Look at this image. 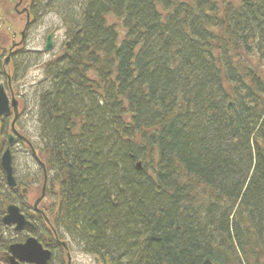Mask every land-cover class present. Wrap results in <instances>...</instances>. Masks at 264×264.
<instances>
[{
	"label": "trees",
	"instance_id": "1",
	"mask_svg": "<svg viewBox=\"0 0 264 264\" xmlns=\"http://www.w3.org/2000/svg\"><path fill=\"white\" fill-rule=\"evenodd\" d=\"M31 6L67 43L36 104L60 226L98 264H264V0Z\"/></svg>",
	"mask_w": 264,
	"mask_h": 264
},
{
	"label": "flooded vegetation",
	"instance_id": "2",
	"mask_svg": "<svg viewBox=\"0 0 264 264\" xmlns=\"http://www.w3.org/2000/svg\"><path fill=\"white\" fill-rule=\"evenodd\" d=\"M27 1L30 3L27 13L31 18L33 17L31 5L34 0ZM23 2L25 0L14 1L12 8L8 11L9 16L17 15L20 11L18 9L23 8L21 7ZM14 6L17 8L14 9ZM8 12L1 13L0 18L4 19ZM15 33L18 35L19 45H22L25 32L22 34V41L18 34L20 31ZM18 46L10 50L6 62L9 48L6 50L0 48V84L3 83L6 95L9 98L15 97L17 102L15 119H13L12 108L9 113L0 116V264H36L21 260L10 250L12 246L22 247L28 239L35 240V245L45 257V264H77L74 255L76 250L86 255L90 254L77 244L66 226H60L57 217L60 206L56 203L57 182L54 181L55 175L48 169L45 160L44 142L38 134V142L34 147L32 141L26 136L28 131L20 124L21 115L25 114L26 106L21 108V97L12 92V80L20 71L16 60V55L19 53ZM10 135L13 137L10 147L13 185L7 182L6 172L1 166V156L7 148ZM50 195L53 201L47 203L46 200ZM11 207H16L17 213L23 217L25 223L21 228L16 229L15 221L9 223L4 221L7 210ZM77 247L79 249H76Z\"/></svg>",
	"mask_w": 264,
	"mask_h": 264
},
{
	"label": "rangeland",
	"instance_id": "3",
	"mask_svg": "<svg viewBox=\"0 0 264 264\" xmlns=\"http://www.w3.org/2000/svg\"><path fill=\"white\" fill-rule=\"evenodd\" d=\"M12 1L17 0H0V14L4 12L6 13L12 8ZM25 4H29V1L25 0L22 7L25 6ZM7 17H9V15ZM9 19L11 23V31L18 32L23 28L25 23L24 14H13V17ZM110 21H113V19ZM31 22L32 23L25 32L23 43L18 48L19 53L16 55L20 71L16 80H12V92L13 94H19L21 102H24L23 104L20 102L21 108L26 106L25 114L21 115L20 124L22 128H25L28 131L26 136L32 141V144L35 147V144L38 142L36 102L40 93H42L43 89L48 85L47 80H42L43 68L47 62H50L62 51V44L65 41V38L63 31L64 27L60 24L59 16L56 13H53V11H48L44 16H37L36 18L31 17ZM4 27L5 24L0 28V48L6 50L9 48L11 36L6 32ZM47 30L48 32L54 31V49L51 53L44 54L40 51L43 50V38ZM16 40H19L18 37ZM3 53L5 54L6 51ZM48 197L49 198H47L46 202L52 203L53 199L51 195ZM76 249L79 248L77 247ZM74 255L77 264H98L93 256L86 255L80 250H76Z\"/></svg>",
	"mask_w": 264,
	"mask_h": 264
},
{
	"label": "water",
	"instance_id": "4",
	"mask_svg": "<svg viewBox=\"0 0 264 264\" xmlns=\"http://www.w3.org/2000/svg\"><path fill=\"white\" fill-rule=\"evenodd\" d=\"M13 45V43H12ZM52 47V40L51 36L49 35L46 39V44H45V49L49 50ZM8 57H6L5 62L8 60ZM13 108L14 113L16 115L17 111V105L16 101H11V107L9 105L8 98L5 95L4 89L2 85L0 84V116L3 114L9 113L10 109ZM13 137L10 135L9 136V141H8V146L6 150L4 151L2 157H1V166L6 172V179L7 182L11 185L14 184V179L12 176V169H11V157H10V149L9 146L11 144V140ZM136 169H140V162H136L135 164ZM4 221L6 223L15 221L16 224V229L21 228L24 225V220L21 215L17 213V208L16 207H11L7 210V214L4 217ZM35 240L33 239H28L26 243L20 247V246H12L10 247V250L13 252V254L18 255L19 258L23 261L27 262H32L36 264H45V257L42 256V252L38 249V247L35 245ZM45 252V251H44ZM47 253V252H45Z\"/></svg>",
	"mask_w": 264,
	"mask_h": 264
},
{
	"label": "bare ground",
	"instance_id": "5",
	"mask_svg": "<svg viewBox=\"0 0 264 264\" xmlns=\"http://www.w3.org/2000/svg\"><path fill=\"white\" fill-rule=\"evenodd\" d=\"M48 11H53L51 8H49V10L48 9H42V11H41V14H39L38 16H44ZM33 13H34V11H33ZM32 13V14H33ZM33 17H37V16H34V14H33ZM34 19V18H33ZM65 42H63V44H64ZM62 44V45H63ZM40 52H42V51H40ZM54 61V60H53ZM52 61V62H53ZM43 75H44V72H43ZM42 80H44V77H42ZM38 134H39V131H38ZM40 135V134H39ZM46 144L44 143V146H45Z\"/></svg>",
	"mask_w": 264,
	"mask_h": 264
}]
</instances>
